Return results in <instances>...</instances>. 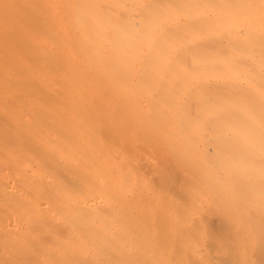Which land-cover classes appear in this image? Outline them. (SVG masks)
<instances>
[{"label":"bare ground","instance_id":"obj_1","mask_svg":"<svg viewBox=\"0 0 264 264\" xmlns=\"http://www.w3.org/2000/svg\"><path fill=\"white\" fill-rule=\"evenodd\" d=\"M221 220H264V0H0V264H179Z\"/></svg>","mask_w":264,"mask_h":264},{"label":"rangeland","instance_id":"obj_2","mask_svg":"<svg viewBox=\"0 0 264 264\" xmlns=\"http://www.w3.org/2000/svg\"><path fill=\"white\" fill-rule=\"evenodd\" d=\"M182 197V195L180 196V198ZM224 221V220H223ZM222 220L221 221H219L218 223L217 222H209V221H206L207 223H205L206 225L208 224V222H209V225H212V227H214V228H212V227H210L209 225H207L205 228H206V230H205V228H204V230H202V232H204L205 234H206V238L207 239H205L204 237H203V235H202V237H200L201 235V233H200V231H198V229L197 228H199L198 226H196V225H194V224H191L190 225V223H188L189 225H190V227L189 228H187L188 226V224H186V227L184 226V228H186L185 229V232L187 231V232H191L190 233V237L192 238V239H194V241H196L195 239H197V240H199L197 243H195L194 242V246H195V248L197 249H199V248H201L203 245H205L203 248H207L210 252H208V253H211L212 251H214V250H218V252H222V255H221V253H219L218 254V252H216V257H212V258H207V256H206V254H207V251L206 252H201V250L203 249V248H201L200 250H198L199 251V253H198V251L194 248L193 249V252H192V249L190 248V246L189 245H191V244H193V243H187L186 245H185V243H186V241L184 240V237L182 238L183 240H181L180 238L182 237V235H183V233H181V230H182V228L181 229H178L179 230V232L181 233V235L179 234V232L176 230V234H175V238L176 239H178L179 238V240H176L177 241V243L179 244L180 242V250L178 249L179 247L177 246L178 244L175 242V245H174V250H176V252H177V254H176V252L174 251V253H175V255H174V253H173V261H174V263H177V262H175V261H178L179 262V264H187V262H188V264H198L199 262H200V260L202 261V263L200 262L199 264H206L205 263V261H207V263L209 262H211V264H217V263H219V261L221 262L220 264H228V262L230 261V264L232 263V264H239V261H238V252L239 251H243L244 249L246 250H244L245 251V255L242 257V263H245V261H247L248 260V258H249V260L250 259H252V260H254L253 261V263L251 262V261H249V262H251L252 264H257V263H259V262H263V263H261V264H264V261H262V260H264V241H262V240H264V220H258V224H259V222H260V224H262V225H260V226H257V221L254 223V222H249L250 224H248L249 225V227H252V229H251V233H252V231L255 233H252V238L251 239H249L250 240V243H251V245H252V247H251V245H249L250 243H248L249 241L247 240V241H245V239H243L242 237H240V239H238L239 237H236L235 235H233L232 234V231L234 230H232V225L230 224V223H228L227 221L225 222V224H224V222H223ZM220 223V224H219ZM219 224V225H218ZM255 224V225H254ZM213 225H215V226H213ZM229 225H231V227L229 228ZM193 226H195L194 228H192ZM257 226V227H256ZM262 226V227H261ZM208 227H210L211 229H209ZM219 227V228H218ZM226 227V228H225ZM255 227V228H254ZM261 227V228H260ZM196 228V229H195ZM223 228H225V229H223ZM229 229V231H228V229ZM257 228H260V229H257ZM188 229V230H187ZM195 229V230H194ZM215 231H214V230ZM184 230V229H183ZM182 230V232H184ZM191 230V231H190ZM224 230V231H223ZM259 230V234L257 235V231ZM197 231V232H196ZM213 232V233H210V232ZM218 231H222V234H221V232H219L218 233ZM184 232V233H185ZM216 232V236L214 237V238H212V235L211 236H209V238H210V240H208V234L210 233V234H214ZM225 232H227V233H225ZM235 231H233V233H234ZM200 233V234H199ZM228 233H229V235H228ZM180 235V236H178V237H176L177 235ZM204 234V235H205ZM219 234V235H218ZM223 234H224V236H223ZM231 234H232V236H231ZM260 234H262V235H260ZM194 235V236H193ZM200 235V236H199ZM215 235V234H214ZM217 235L219 236V237H221L222 236V238H218L217 237ZM221 235V236H220ZM227 235V236H226ZM254 235H256L257 236V238L258 239H260V240H258L257 238H255V236ZM229 236V237H228ZM194 237H196V238H194ZM199 239H198V238ZM217 237V238H216ZM233 237H235L234 239H233ZM211 238H212V241L214 242V244L213 243H211ZM200 239H201V241H203L204 243H200V244H202V246L201 247H199V242H201L200 241ZM214 239V240H213ZM218 240V239H220L221 241H222V239H223V241L221 242V241H219L218 240V242L216 241V240ZM225 239V240H224ZM237 239V240H236ZM227 240V241H226ZM235 240V241H234ZM238 240H240V242H238ZM241 240H244V241H241ZM253 240V241H252ZM184 241V242H183ZM226 241V242H225ZM229 241V242H228ZM233 243H232V242ZM206 242H207V244H206ZM236 242V243H235ZM253 242H256V244H257V246H256V244L254 245V243ZM227 243H229L228 245H227ZM243 243H245V244H243ZM248 243V245H246ZM263 243V244H262ZM215 244H217V248L215 249V248H213L212 246L214 245L215 247H216V245ZM218 244L219 245H221V246H218ZM233 246H232V245ZM239 244V245H238ZM243 244V245H242ZM181 245H182V247H181ZM184 245V246H183ZM197 245V246H196ZM230 245V246H229ZM260 245H261V247H260ZM189 246V249H188V251H186L187 250V248L184 250V248L185 247H188ZM193 246V245H192ZM232 246V248L230 249V247ZM237 246H238V248H240L239 249V251L237 252ZM242 246V247H241ZM253 246H255L254 248H253ZM177 247V248H176ZM184 247V248H183ZM220 247V248H219ZM234 247V248H233ZM236 247V248H235ZM247 249H246V248ZM249 247H250V249H249ZM257 247V248H256ZM259 247V248H258ZM176 248V249H175ZM183 248V249H182ZM193 248V247H192ZM206 248H205V250H206ZM211 248H212V250H211ZM221 248H223L224 249V252H223V250L221 249ZM225 248H227V249H225ZM242 248H244V249H242ZM253 250H252V249ZM263 248V249H262ZM183 251H182V250ZM230 249V250H229ZM256 249V250H255ZM179 250V251H178ZM189 250H191V257L192 258H196L197 260H194V259H191L190 258V260H189V256H190V253H189ZM204 250V249H203ZM216 250V251H217ZM222 250V251H221ZM226 250H229L228 252H230L229 254H228V252L226 253L225 251ZM181 251V252H180ZM185 251V252H184ZM195 251H197L196 253H195ZM235 251V252H234ZM254 251V252H253ZM256 251H257V253H256ZM258 251H259V253H258ZM187 252V253H186ZM233 252V253H232ZM246 252H248L247 254H250V256L249 255H247L248 257H247V260H245L244 258L246 257ZM250 252V253H249ZM253 252V253H252ZM179 253V254H178ZM224 253V254H223ZM225 253H226V255H225ZM180 254H183V255H180ZM185 254H187V258H188V260H186L187 258H186V256H185ZM199 254V255H198ZM253 254V255H252ZM177 255H180V256H178L177 257ZM194 255V256H193ZM201 255H203L205 258H207V259H204V257H203V259H202V256ZM220 256L219 258L217 257V256ZM232 255V256H231ZM237 255V256H236ZM258 255V256H257ZM260 255V256H259ZM182 256H184L183 258H185L184 260H183V258L181 259V257ZM201 256V257H200ZM221 256H223V258L221 257ZM227 256V257H226ZM236 256V257H235ZM178 258L177 260H176V258ZM231 257V258H230ZM181 260H180V259ZM199 258H201L200 260H199ZM228 258V259H227ZM210 259V261H208ZM212 259H214L213 261H212ZM218 259V260H217ZM230 259V260H229ZM235 259V260H234ZM199 260V261H198ZM204 260V261H203ZM229 260V261H228ZM182 261V262H181ZM191 261V262H190ZM195 263H194V262ZM228 261V262H227ZM237 262V263H234V262ZM259 261V262H258ZM193 262V263H192ZM198 262V263H197ZM217 262V263H216ZM225 262V263H224ZM241 263V264H242ZM247 263V262H246ZM248 264H250V263H248ZM260 264V263H259Z\"/></svg>","mask_w":264,"mask_h":264}]
</instances>
